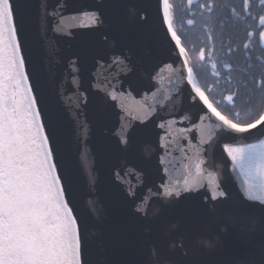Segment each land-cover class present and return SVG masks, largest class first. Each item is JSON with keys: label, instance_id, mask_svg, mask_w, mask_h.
<instances>
[{"label": "water", "instance_id": "1", "mask_svg": "<svg viewBox=\"0 0 264 264\" xmlns=\"http://www.w3.org/2000/svg\"><path fill=\"white\" fill-rule=\"evenodd\" d=\"M15 17L89 264H264V200L229 153L264 126L231 133L206 118L163 0H15Z\"/></svg>", "mask_w": 264, "mask_h": 264}, {"label": "snow or ice", "instance_id": "2", "mask_svg": "<svg viewBox=\"0 0 264 264\" xmlns=\"http://www.w3.org/2000/svg\"><path fill=\"white\" fill-rule=\"evenodd\" d=\"M245 4H250V0H245ZM204 7L211 11L208 4ZM163 11L166 35H170V42H174L183 58L185 79L194 93L191 99L203 106L202 111L207 109L210 115L206 118L215 117L220 122L217 127L231 133H252L264 126V109L241 119L239 112L217 106L208 85L198 78L197 64L209 58L205 49L201 48L198 61H193L178 33L175 7L170 0H163ZM85 16L91 24L103 23L95 12ZM259 19L264 26V15ZM18 31L15 0H0V264H89L78 215L74 214L77 204L73 180L70 174L62 178L57 171L56 129L53 125L45 131L38 96L25 69ZM259 36L264 39V31ZM238 96V92H232L224 99L235 105ZM229 153L244 172L248 197L264 200V140L230 148ZM168 195L179 196L180 191L173 188ZM154 264L162 262L157 260Z\"/></svg>", "mask_w": 264, "mask_h": 264}, {"label": "trees", "instance_id": "3", "mask_svg": "<svg viewBox=\"0 0 264 264\" xmlns=\"http://www.w3.org/2000/svg\"><path fill=\"white\" fill-rule=\"evenodd\" d=\"M175 7V25L189 51L198 61L199 51L209 57L197 64L199 79L208 85L218 107L250 118L264 109V15L261 0H199L189 9L186 0H170ZM208 4L211 8L204 7ZM187 20L194 23L187 24ZM216 67L213 68L212 65ZM238 92L235 105L224 98Z\"/></svg>", "mask_w": 264, "mask_h": 264}]
</instances>
